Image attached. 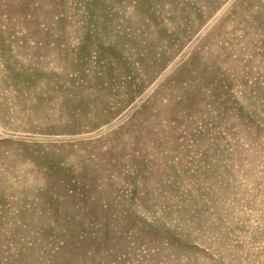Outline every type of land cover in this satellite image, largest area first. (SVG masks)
<instances>
[{"label": "rangeland", "instance_id": "rangeland-1", "mask_svg": "<svg viewBox=\"0 0 264 264\" xmlns=\"http://www.w3.org/2000/svg\"><path fill=\"white\" fill-rule=\"evenodd\" d=\"M0 264H264V0H0Z\"/></svg>", "mask_w": 264, "mask_h": 264}]
</instances>
